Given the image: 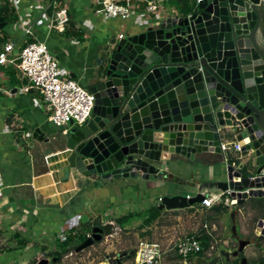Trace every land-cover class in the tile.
<instances>
[{"label":"water","instance_id":"95a60500","mask_svg":"<svg viewBox=\"0 0 264 264\" xmlns=\"http://www.w3.org/2000/svg\"><path fill=\"white\" fill-rule=\"evenodd\" d=\"M5 25L0 17V28ZM87 88L94 96L88 120L70 122L61 133L66 177L147 179L164 162L194 161L197 153L223 162L219 146L226 135L240 152L226 163L223 179L199 188L230 189L237 205L264 199V0H196L180 15L156 19L110 43ZM40 133L36 128L33 138ZM203 160L202 154L197 162ZM202 198L200 192L166 195L159 207L182 208ZM229 214L234 221L235 211ZM255 226V237H264V212ZM231 229L235 234L234 222ZM110 233L109 223L93 226L75 250ZM250 244L257 241L239 239L234 250L209 260L197 256L194 264H216L220 256L230 262ZM240 264L252 263L242 257Z\"/></svg>","mask_w":264,"mask_h":264},{"label":"crops","instance_id":"0c3cea01","mask_svg":"<svg viewBox=\"0 0 264 264\" xmlns=\"http://www.w3.org/2000/svg\"><path fill=\"white\" fill-rule=\"evenodd\" d=\"M7 1L9 17L3 20L6 25L10 23L6 29L0 28V50L5 42L10 41L14 43V56L25 43L42 41L57 59L61 76L73 78L86 87L94 79L104 50L118 39L119 34L125 37L156 19L180 15L184 8L175 6L171 0H161L155 15L146 13L144 3H138V11L120 19L104 14L101 0H59L69 17L65 29L59 31L50 25L54 13L52 7L47 8L50 0ZM195 1L187 0L186 6L190 7ZM28 25H32V34H24ZM11 64L0 65V264H29L31 261L19 262L18 259L23 245L26 247L32 243L40 250L32 261L48 258L57 249H54L57 240L62 242L59 233L71 231L75 234L77 216L87 213L88 208L90 212L96 211L95 215H90L89 221L92 222L101 217L99 212L109 210L110 213L114 204L118 206V214L111 212L104 217L103 224L113 225L116 218L131 215L129 220H123L122 228L136 227L138 230L149 228L145 220L152 208L145 203L148 193L159 194L158 200L162 196H172L177 194L178 183L191 184L201 194L216 197L220 193L221 190H202L199 186L203 181L223 179L225 165L232 162L236 152L224 154L223 162L219 161L220 155L212 153H202L203 162H197L201 153L195 155L194 161L175 157L176 160L161 164L157 174L147 179L138 174L100 182L83 180L73 172L66 177L63 167L65 156L60 149L61 133L69 123L57 127L51 122L50 110L41 95L36 90H22L26 80ZM36 128H39L41 138H33ZM232 139L224 135L221 142ZM131 179L137 184H132ZM186 195L191 197V191ZM251 199L241 204L244 208L229 209L235 211L234 221L229 213L211 215L209 208L198 202L182 208L162 207L152 222L166 212L190 211L189 218H194L187 225L184 222L187 236L205 231L203 226L206 225L215 238L217 233L222 238L223 244L219 243V246H227L228 222H238L241 234H245L246 226L250 224L247 223L248 217L252 219L260 214V209L252 207ZM219 202L216 199L214 204ZM209 214L211 219H207ZM111 235L112 232L108 236ZM166 255L164 264H173L175 253Z\"/></svg>","mask_w":264,"mask_h":264},{"label":"built area","instance_id":"2783aa9c","mask_svg":"<svg viewBox=\"0 0 264 264\" xmlns=\"http://www.w3.org/2000/svg\"><path fill=\"white\" fill-rule=\"evenodd\" d=\"M161 0H101L102 11L109 17L126 19L129 15L137 9H140L138 3H144V10L146 13L157 15L160 8ZM199 1V0H197ZM136 2V3H135ZM54 9L53 17L51 18L50 25L59 31L65 29L69 21L67 9L61 6L58 0H50L47 8ZM24 34H32V25H28ZM122 38L119 34L118 39ZM14 50V43L8 41L3 44L0 50V65L14 63L20 72L21 78L26 80V84L22 86V90L27 92L29 89L37 90L42 99L50 110V120L57 126L61 127L70 122L77 125L85 123L92 111L94 105V96L88 88L77 80L61 76L57 59L49 51L46 43L42 41H30L25 43L17 53L12 56ZM14 58V60L12 59ZM220 151L225 158L228 151L240 152V145L235 140H228L220 143ZM231 190H221L215 197L212 194H203L200 204L205 208H210L216 199L223 201L227 206H236V197L231 196ZM190 198V195H186ZM161 201V198H159ZM204 232L211 237L210 246L204 250L200 241L194 235L184 236L177 240L172 248L175 253L176 261L183 264H194L189 259H194L199 253L204 255V259L209 260L214 254L219 255L217 240L210 230L203 226ZM258 230L254 226L253 232ZM90 232H85V236H89ZM66 234L59 233L60 241L65 240ZM230 251L228 249H223ZM168 251V250H166ZM165 250L157 241H144L141 240L137 247L134 249V255L131 264H164ZM235 259V258H234ZM233 259V260H234ZM113 264L116 263V257L111 260ZM192 262V263H191ZM220 262L216 264H231Z\"/></svg>","mask_w":264,"mask_h":264},{"label":"rangeland","instance_id":"374dc122","mask_svg":"<svg viewBox=\"0 0 264 264\" xmlns=\"http://www.w3.org/2000/svg\"><path fill=\"white\" fill-rule=\"evenodd\" d=\"M9 23L10 22H8V24ZM8 24L5 25L2 29H6ZM66 26H67V24H66ZM12 59L14 60V58H12ZM14 63L11 64L12 67H15ZM36 92H37V90H36ZM37 94H38V92H37ZM101 181H103V180H100V182ZM130 182L134 185L137 184V181H135L134 179H131ZM177 186L178 187H177L176 193L180 196H186V194L189 191H191V197L196 195V193H198V190H195L191 184L178 183ZM158 195L159 194H149L148 193L146 195L147 201H145V203L148 207L150 206L152 208H157L158 212H161L162 209L159 207L161 201L157 199ZM252 204H254V202L251 201V205ZM111 207L112 208L110 209V213H109V210H107L105 212L101 211V212H99V215L101 217L98 216L95 218L96 220H99L102 223V225H103V221L106 219L104 217H106L107 215H110L111 212L118 214V212H119V209L117 210L118 206L116 207V205L112 204ZM235 208H236V206L231 207V210H235ZM253 208H255V207H253ZM91 211L92 212H90V209L88 208L87 213L83 212V214H80L77 216V220L75 222L74 229L76 232L81 233L82 237L85 236L84 235L85 231H88V230H85L84 225L91 223V221H89L90 215L96 214V211H93V210H91ZM150 213L151 212L148 211L147 215ZM190 213H191L190 211L187 212L184 210L177 211V213H170V212L169 213L168 212L163 213L159 216V218L157 220H155L154 222L148 223L149 228L143 227L142 228L143 230L141 228H138V230H137L136 227H135V229H132V228H125L124 229V228H122V226H119L114 222V224L111 225V232H112L111 236H108V235L103 236L102 239L98 243L94 242L93 245L86 247L84 249H81L79 251H76L75 249H73L71 247L70 251L67 254H64L59 260L55 259V261L50 263V264H100V263L109 264L108 263L109 261L114 260V256L116 257V259L117 258L122 259L123 262L129 264L132 260L133 255H134V249L137 247L138 243L141 240L159 242L161 244L163 250H165V251L168 250V251H166V253H164V256H167L166 254L173 253V251L170 248H172L174 243L177 240H179L180 238L187 236V231L185 229L184 222L187 225L189 223V221L193 220L194 217H192V219L189 218ZM227 213H230V211H228ZM178 216H180V219L177 218ZM229 216H230V214H229ZM246 217H247V214L245 215V218ZM248 218H249V222H247V223H250V224H248L246 226L245 234H241L240 224L238 222L234 223L235 224V234H233L232 229H231L233 223L231 224L230 222H228V224H229L227 227L228 238L226 239L227 240V243H226L227 246H224V245L219 246V243H221V244H223V243H222V238H219L220 235H218V233H217L216 239H219V241L217 240L218 241L217 245L219 246L218 247L219 251L223 250L224 248L229 249L230 251L234 250L237 247L236 244H237L238 240L242 239V238L249 239L251 241L252 240L256 241V239H255L256 237H255L254 232H253V226H254L255 222L253 220V217H252V219H250V217H248ZM133 226H136V225L134 224ZM259 238H260L259 241L261 243L260 245H262L263 247H261L260 245L258 246L256 244H254V245L250 244L243 249V251H242L243 257L247 258V260L255 259L256 257H258L261 254L264 256V237H259ZM56 243H57V246L54 249H56V248L58 249V247L61 245V242H59L58 240ZM233 247H235V248H233ZM39 252H40L39 246L35 245L34 243H32L31 245H27L26 247H24V245H23L22 251H21V256L18 259V261L19 262L25 261L26 263H28V262L32 261L33 258L37 254H39ZM198 256H199V254H198ZM214 256H216V254H214ZM217 256H219V255H217ZM202 257H204L203 254H202ZM51 258H52V255L48 257L49 260H51ZM100 260H104V261L96 263L97 261H100ZM174 261H175L174 263L177 262L176 259H174ZM189 261L194 262V259H189ZM222 261L227 263L226 261H224V258L222 256H220L218 263H220ZM231 261H233V260H231Z\"/></svg>","mask_w":264,"mask_h":264},{"label":"trees","instance_id":"16d2710c","mask_svg":"<svg viewBox=\"0 0 264 264\" xmlns=\"http://www.w3.org/2000/svg\"><path fill=\"white\" fill-rule=\"evenodd\" d=\"M171 2L177 7H180V8L184 7L180 12H185L189 8V7L186 6L187 0H171ZM7 4H8L7 0H0V16H2L5 21L9 17V15H8L9 8H8ZM251 201L254 202V204H252V207L260 209V214L258 216L253 217V220L256 223L257 219L259 217H262V215H263V212H264V199L263 198H258V199H254L253 198V199H251ZM236 207L241 208L242 205L239 204V205H236ZM229 209H230L229 206H227L223 201H220L218 204L212 205L208 210H209V212H211L210 214L212 215V214L227 213L229 211ZM150 212L151 213L148 214L146 219H145V220H147V223L152 222V220L155 217H157V215L159 213L157 208H150ZM210 214L207 216V219H211L212 216ZM130 216L131 215L118 217V218H116L115 221H116V223L118 225L122 226L123 225L122 224L123 220H129ZM101 225H102V223L99 220H95V221H93L91 223L85 224L84 228H85V230H88L87 232H90L91 228L93 226H101ZM194 236L200 241V243L202 244L204 250L208 249V247L210 246L211 237L207 233H205L202 230L199 233H195ZM85 238H86V236L82 237L81 233L75 232V234H72L71 231L68 232V234H66L65 240H63L61 242V245L58 247V249H56L55 251L50 253V256L52 255V257H56V259L59 260L64 254H67L70 251L71 247L73 249H75L76 246H78L81 242H83ZM255 239L257 241L256 245L259 246L261 244L260 241H259L260 238L256 237ZM98 242L99 241H96V243H98ZM236 246H237V244H236ZM233 248H235V247H233ZM199 256L202 257V253H199ZM240 259H241V257L238 258V259L237 258L234 259L231 262V264H240ZM101 261H104V260L97 261L96 263L101 262ZM227 263H230V262H227ZM251 263L252 264H264V256L262 254L259 255L255 259H252ZM118 264H128V263H125V262L122 261V259H119V263ZM129 264H131V263H129Z\"/></svg>","mask_w":264,"mask_h":264},{"label":"flooded vegetation","instance_id":"af4514ba","mask_svg":"<svg viewBox=\"0 0 264 264\" xmlns=\"http://www.w3.org/2000/svg\"><path fill=\"white\" fill-rule=\"evenodd\" d=\"M103 236H104V235H103ZM240 257H243V254H242V252H241V253H239L238 257H236V258L238 259V258H240ZM236 258H235V259H236Z\"/></svg>","mask_w":264,"mask_h":264}]
</instances>
